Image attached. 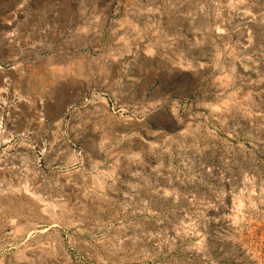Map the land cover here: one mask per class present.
I'll return each instance as SVG.
<instances>
[{
  "label": "rangeland",
  "instance_id": "rangeland-1",
  "mask_svg": "<svg viewBox=\"0 0 264 264\" xmlns=\"http://www.w3.org/2000/svg\"><path fill=\"white\" fill-rule=\"evenodd\" d=\"M0 264H264V0H0Z\"/></svg>",
  "mask_w": 264,
  "mask_h": 264
},
{
  "label": "bare ground",
  "instance_id": "bare-ground-1",
  "mask_svg": "<svg viewBox=\"0 0 264 264\" xmlns=\"http://www.w3.org/2000/svg\"><path fill=\"white\" fill-rule=\"evenodd\" d=\"M36 72V71H35ZM38 76V75H37ZM42 77V76H41ZM40 78V77H39Z\"/></svg>",
  "mask_w": 264,
  "mask_h": 264
}]
</instances>
